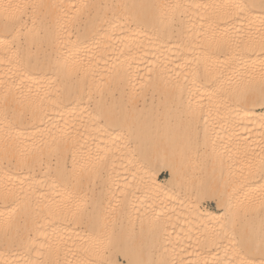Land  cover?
Listing matches in <instances>:
<instances>
[{"label":"bare ground","instance_id":"1","mask_svg":"<svg viewBox=\"0 0 264 264\" xmlns=\"http://www.w3.org/2000/svg\"><path fill=\"white\" fill-rule=\"evenodd\" d=\"M38 2L0 20V264H261L244 154L264 103L217 81L264 62L240 43L264 33V0ZM207 177L218 214L195 201Z\"/></svg>","mask_w":264,"mask_h":264},{"label":"snow or ice","instance_id":"2","mask_svg":"<svg viewBox=\"0 0 264 264\" xmlns=\"http://www.w3.org/2000/svg\"><path fill=\"white\" fill-rule=\"evenodd\" d=\"M42 7L43 4L38 2V0H0V20L5 22V27L10 24L23 23L25 16H34ZM240 43L249 46L258 43L261 50H264V33L261 34L258 41L249 35L246 40H241ZM217 83L220 85L221 90L231 97L247 99L259 93V99L264 103V62H261L259 66H247L244 70L232 67L227 71H222ZM223 147L226 151L231 150L227 144L223 145ZM244 155L250 175L258 174L260 179L264 181V142H262L258 160L255 154L249 157L247 152H245ZM248 206L254 211L259 210L264 213V185H261L255 194L249 195ZM31 264H42V262H31ZM87 264H95V261H88ZM172 264H184V262L180 260L172 262ZM220 264H245V262L232 260L221 261ZM261 264H264V260L261 261Z\"/></svg>","mask_w":264,"mask_h":264},{"label":"rangeland","instance_id":"3","mask_svg":"<svg viewBox=\"0 0 264 264\" xmlns=\"http://www.w3.org/2000/svg\"><path fill=\"white\" fill-rule=\"evenodd\" d=\"M178 161V160H177ZM176 161V162H177ZM176 162H174V165L176 166V168L179 170V167H180V172H182V170H184L185 169V167H184V165L182 166V164H184L183 162H181V161H178L177 163ZM179 162H181L182 164L180 165H178V163ZM176 163V164H175ZM165 164H162V163H157V161L153 164V171L154 172H158V173H160V178L161 179H167L168 178V175H167V168H165V166H164ZM179 166V167H178ZM182 166V167H181ZM134 167V166H133ZM133 167H131V168H133ZM183 167H184V169H183ZM165 170H164V169ZM182 168V169H181ZM177 170V171H178ZM131 171V170H130ZM130 171L128 172V174L127 175H129V178L131 177L132 178V176L133 177H135L138 173H134V172H138V170H134V172H131V176H130ZM133 171V170H132ZM136 174V175H135ZM208 178V177H207ZM205 179L204 178V181H203V183H204V188H202V190H201V192H200V197H199V195H198V197L195 199V201L197 202V200H198V202H201V204H203V205H206V206H208L212 211H214V212H216L217 214L219 213L217 210H216V206H215V199H213L212 197H210V196H213L212 194H213V192H211V191H213V190H215V188L213 187V182L215 181V179H213L212 177H209L208 179ZM213 179V181H211ZM205 180H206V182H205ZM206 183V184H205ZM211 183V184H210ZM206 185V186H205ZM208 186V187H207ZM212 187V188H211ZM115 190L116 191H114V192H116V193H114L115 194V196H114V199H113V205L115 206V205H117L118 204V202L119 201H121L123 198H121V196L122 197H124L128 192L126 191V190H124L125 188H122L121 186H119V184H117L115 187ZM119 188V189H118ZM120 188H122V189H120ZM205 190L207 191L206 193H207V195H205ZM204 191V192H203ZM203 192V193H202ZM211 192V193H210ZM121 193V194H120ZM119 194V195H118ZM201 195H203V196H201ZM118 197V198H117ZM210 197V198H209ZM214 197V196H213ZM117 198V199H116ZM146 197H143L142 199H143V201H144V199H145ZM167 198V199H166ZM212 198V199H211ZM116 199V200H115ZM141 199V200H142ZM146 200V199H145ZM164 200H167V201H164ZM171 199L170 198H168V197H165V199H163V201H162V203H160V205H159V203L157 202L156 204H152L151 206L149 205L147 208H150V207H153V206H156L157 208H158V206H159V208L161 207V208H164L165 206H167L170 202ZM214 202H213V201ZM160 201V202H161ZM116 203V204H115ZM154 203V202H153ZM165 205H164V204ZM206 203V204H205ZM145 207V209L147 210V211H149L147 208ZM155 207V208H156ZM154 208V207H153ZM144 210V209H143ZM145 210V211H146ZM110 217H112V218H110V220L112 221H116L115 219H117L116 217H114V215H111ZM115 218V219H114ZM178 242V241H177ZM123 263V262H122ZM124 264V263H123Z\"/></svg>","mask_w":264,"mask_h":264}]
</instances>
